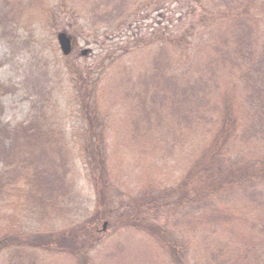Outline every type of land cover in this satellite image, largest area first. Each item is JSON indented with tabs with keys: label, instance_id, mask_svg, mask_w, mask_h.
Here are the masks:
<instances>
[{
	"label": "rangeland",
	"instance_id": "obj_1",
	"mask_svg": "<svg viewBox=\"0 0 264 264\" xmlns=\"http://www.w3.org/2000/svg\"><path fill=\"white\" fill-rule=\"evenodd\" d=\"M206 7L207 0H0V82L7 88L1 127L24 133L36 120L39 130H55L51 141L40 135L14 160H25L28 172L18 182L15 174L0 196V235L70 233L83 223L90 231L79 228L74 241L82 252L76 255L59 247L11 249L0 253V264H81V255L86 264L239 259L244 237L264 223V177L255 192L224 197L226 215L160 204L161 192L214 146L222 112L214 104L226 92L224 80L237 82L238 73L232 77L227 67L205 66ZM62 30L76 40L69 55L57 41ZM239 99L231 109L243 117ZM227 151L231 159L264 161V139L253 130L238 133ZM95 158L108 180L97 182L107 191L103 198L95 187ZM7 170L0 160V175ZM37 170L44 171L40 182ZM36 184L46 186L35 192L45 193L43 200L31 196ZM99 207L104 215L92 220ZM131 216L164 227V237L129 225Z\"/></svg>",
	"mask_w": 264,
	"mask_h": 264
},
{
	"label": "trees",
	"instance_id": "obj_2",
	"mask_svg": "<svg viewBox=\"0 0 264 264\" xmlns=\"http://www.w3.org/2000/svg\"><path fill=\"white\" fill-rule=\"evenodd\" d=\"M207 1L210 2V7H206V11L211 17L203 20L202 23L206 27L208 25L207 28L210 31L208 39L203 41L205 44L203 46H207L210 50L205 66L210 71H214L220 66L221 68L227 67L231 71L232 77H234V72L238 73L237 82L232 84V80L228 83L227 79L224 80L222 85L226 86V92L214 104L216 108L222 109L221 116L216 118V123H218L214 134L216 145L204 149L200 159L177 185L161 192L160 204L176 212L194 205L202 211L210 209L226 215L222 199L228 196H238V194L247 193L249 190L255 192L264 177V169L261 171L258 169V165H264V161L255 156L241 160L231 159L232 154L227 151L230 142L235 141L238 133L253 130L259 139H264V39L261 38L264 37V0ZM2 19V22L6 24V17ZM10 21L13 26L14 20ZM161 68L162 65L157 66V70ZM239 81L240 84H238ZM228 87H232V91ZM5 92H7V88L0 82V98ZM235 94L241 99L239 100L240 103L242 102L243 113H245L243 117L234 115L231 109V105L234 104L237 97ZM1 111L2 104L0 102ZM38 126L37 121L32 120L30 126L26 127L23 133L17 127L12 130L2 128L0 120V160L4 161V165L8 169L5 171L6 174L0 175V196L3 195L2 193L9 192L6 187H12L11 178L15 174V180L18 182L24 180L26 172H28L25 160L20 161L19 164L14 160L20 158L29 148L32 149L30 143L37 140L40 135L43 136L41 141H51L55 130L45 129L43 132L39 130ZM233 135L235 136L233 137ZM19 136H23L24 143L18 142ZM226 147L227 149H225ZM96 161L98 174L94 175L95 187L103 198L107 191L105 188L99 187L97 182L102 181L103 184H106L108 180L105 177L103 161L100 158ZM15 163L18 164L16 167ZM21 168L22 170H19ZM34 174L37 182L45 177L44 171L37 170ZM36 185L38 187L33 186L31 189V196L35 200H43L45 193L38 197L35 192L46 186L39 188L42 185ZM104 212L103 208H97L92 220L104 215ZM126 221L128 224L130 223L129 225L137 226L139 230L148 231L149 235L158 240L165 235L164 227L143 222V217L131 216L126 218ZM258 227L257 230L254 226V229L244 237L239 251L240 257L232 264H264V223ZM79 228L89 235V226L86 227L84 223L83 226H77V230L71 229L73 232L70 233L61 230L51 232H34L26 229L7 231L0 235V253L11 249L59 247L70 249L76 255L77 252H82L75 246L74 241L80 232ZM61 232H64L62 237ZM171 247L175 250L173 245ZM79 257L82 259L80 263L86 264L87 261L83 260L86 255Z\"/></svg>",
	"mask_w": 264,
	"mask_h": 264
},
{
	"label": "water",
	"instance_id": "obj_3",
	"mask_svg": "<svg viewBox=\"0 0 264 264\" xmlns=\"http://www.w3.org/2000/svg\"><path fill=\"white\" fill-rule=\"evenodd\" d=\"M57 41L60 47L61 52L64 55H69L73 51L75 45H76V40L74 39L73 36H71L67 31L62 30L57 33ZM90 49H84L82 51V54H87Z\"/></svg>",
	"mask_w": 264,
	"mask_h": 264
}]
</instances>
